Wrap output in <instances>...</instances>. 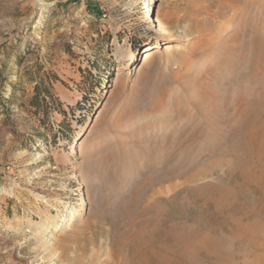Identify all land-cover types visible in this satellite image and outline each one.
I'll return each mask as SVG.
<instances>
[{"label":"rangeland","instance_id":"374dc122","mask_svg":"<svg viewBox=\"0 0 264 264\" xmlns=\"http://www.w3.org/2000/svg\"><path fill=\"white\" fill-rule=\"evenodd\" d=\"M252 1L259 14L261 0ZM245 2L0 0V264H120L114 243L124 230L144 241L159 216L177 218L180 205L171 201L182 189L170 186L181 181L169 182L166 170L206 173L216 158L208 141H184L190 125L177 122L170 97L182 90L167 65L197 37L230 35L234 6ZM147 46L159 53L142 67ZM50 79L60 107L33 115L26 108L35 82ZM225 170L191 185L219 184ZM186 212L193 218L196 209ZM243 249L250 263L258 254L253 264H264V246Z\"/></svg>","mask_w":264,"mask_h":264},{"label":"bare ground","instance_id":"6f19581e","mask_svg":"<svg viewBox=\"0 0 264 264\" xmlns=\"http://www.w3.org/2000/svg\"><path fill=\"white\" fill-rule=\"evenodd\" d=\"M256 2L261 3L258 5L259 14L254 12L252 0H246L244 6H234L237 18L233 26L237 29L230 35L211 36L208 42L209 39L201 35L204 38L197 37L187 52L176 53L175 61L167 65L168 80L182 90L180 94L175 92L170 97V102L178 111L175 110L178 113L177 122L187 121L190 125L189 130L184 135L180 132L182 134H178V137L184 136V141L187 138L208 141L216 159L211 164L209 162L206 173L194 168L197 171L188 175L189 169L186 168H191V165L172 170L167 168L168 179L181 181L180 184L175 182L169 185L174 190L182 189V194L170 200L172 205H180V212L177 218L167 219L162 215L168 210L160 208L161 212L158 213L164 212L161 215L163 218L159 216L154 221L155 231L152 235L148 234V239L144 238V241L136 232V235L133 234L135 237L124 235L126 230L115 237V248L122 256L120 264H253L258 259L261 262V255L256 254L254 262L250 263V259L247 260L240 253L243 247L246 250H260L264 246V33L260 35L257 31V28L264 31V0ZM150 21L159 24L157 27L161 31L164 29L155 19L151 18ZM239 27L242 29L239 30ZM163 34L169 35L165 31ZM168 37L165 45L173 41L172 37ZM158 53L147 46L142 67ZM134 57L135 53L132 52L129 59ZM178 101L185 102V105H178ZM183 139H180L181 142ZM174 141L177 142V139ZM224 143H230V146ZM219 146L223 147L221 154L216 152ZM179 159L181 163L183 158ZM224 167L226 175L224 180H220L221 183L192 187L191 183L200 181L204 174H212ZM175 180L169 179V182ZM193 207L196 209L195 216L188 218L186 210ZM76 213L73 212L66 220L67 225L76 220ZM239 243L242 246H238Z\"/></svg>","mask_w":264,"mask_h":264},{"label":"trees","instance_id":"16d2710c","mask_svg":"<svg viewBox=\"0 0 264 264\" xmlns=\"http://www.w3.org/2000/svg\"><path fill=\"white\" fill-rule=\"evenodd\" d=\"M54 81H57V77H52ZM14 90V87H13ZM54 106L60 107V101L55 98L53 94V83L50 79V83H39L35 82L33 88V94L31 99L29 100V104L26 109L33 115H39L41 111L46 110L48 108H53ZM59 112L60 109H59ZM40 139V137H39Z\"/></svg>","mask_w":264,"mask_h":264}]
</instances>
